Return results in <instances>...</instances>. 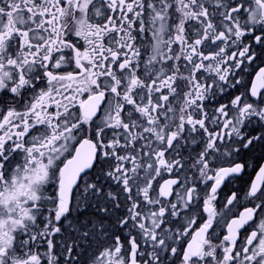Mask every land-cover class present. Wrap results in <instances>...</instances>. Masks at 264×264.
<instances>
[{"label": "snow or ice", "instance_id": "obj_1", "mask_svg": "<svg viewBox=\"0 0 264 264\" xmlns=\"http://www.w3.org/2000/svg\"><path fill=\"white\" fill-rule=\"evenodd\" d=\"M0 264H264V0H0Z\"/></svg>", "mask_w": 264, "mask_h": 264}, {"label": "flooded vegetation", "instance_id": "obj_2", "mask_svg": "<svg viewBox=\"0 0 264 264\" xmlns=\"http://www.w3.org/2000/svg\"><path fill=\"white\" fill-rule=\"evenodd\" d=\"M234 211H236V209H234Z\"/></svg>", "mask_w": 264, "mask_h": 264}]
</instances>
